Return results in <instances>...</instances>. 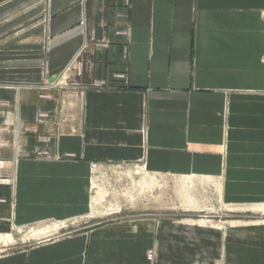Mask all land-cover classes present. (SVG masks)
Instances as JSON below:
<instances>
[{"label": "crops", "instance_id": "obj_1", "mask_svg": "<svg viewBox=\"0 0 264 264\" xmlns=\"http://www.w3.org/2000/svg\"><path fill=\"white\" fill-rule=\"evenodd\" d=\"M1 83L24 86L0 88V234L87 216L105 166L212 181L198 211L264 205V0H0ZM43 239L0 264H264L250 221Z\"/></svg>", "mask_w": 264, "mask_h": 264}, {"label": "rangeland", "instance_id": "obj_2", "mask_svg": "<svg viewBox=\"0 0 264 264\" xmlns=\"http://www.w3.org/2000/svg\"><path fill=\"white\" fill-rule=\"evenodd\" d=\"M59 86L62 83H56ZM38 87H48L38 85ZM8 183H10L8 181ZM212 181L176 180L164 179L159 176L141 174L131 167H111L105 166L92 178L91 186V212L73 221L64 222L58 226L53 222L40 223L26 228L12 226L11 233L0 234V256L16 253L20 250L36 245L40 239L49 240L79 232L82 229L92 228L106 220H121L125 214H147L154 213L159 218H168L174 221H190L203 223L207 226L217 225L230 221H250L253 223H264V205H251L250 210L238 207L224 208L216 201L209 202L213 205H205L204 211L195 210L198 206V194L204 187ZM215 187V186H214ZM213 188V187H212ZM211 188L210 199L216 200V190ZM207 189V188H205ZM216 189V188H215ZM163 193L166 194L165 202L169 203L171 210L162 209ZM187 198V199H186ZM170 201V202H169ZM138 204L150 205L155 209L153 212H136L133 210ZM197 204V205H196ZM188 205V206H187ZM224 209V210H223ZM55 230L50 236L41 235L42 230ZM6 235L11 237V243L4 240ZM153 252V259L149 260L148 252ZM156 250L150 249L146 253V258L153 263Z\"/></svg>", "mask_w": 264, "mask_h": 264}, {"label": "built area", "instance_id": "obj_3", "mask_svg": "<svg viewBox=\"0 0 264 264\" xmlns=\"http://www.w3.org/2000/svg\"><path fill=\"white\" fill-rule=\"evenodd\" d=\"M22 86H24V85L3 84V83L0 84V88H20ZM91 167L95 168L96 165L92 164ZM153 256H154L153 252L149 251L148 254H147L148 259L149 260L153 259Z\"/></svg>", "mask_w": 264, "mask_h": 264}, {"label": "bare ground", "instance_id": "obj_4", "mask_svg": "<svg viewBox=\"0 0 264 264\" xmlns=\"http://www.w3.org/2000/svg\"><path fill=\"white\" fill-rule=\"evenodd\" d=\"M187 199V198H186ZM188 206V205H187ZM5 239L4 240H6V242H8V243H11L12 241H11V237L9 236V235H6V237H4Z\"/></svg>", "mask_w": 264, "mask_h": 264}]
</instances>
